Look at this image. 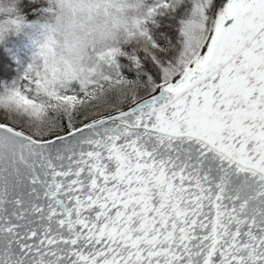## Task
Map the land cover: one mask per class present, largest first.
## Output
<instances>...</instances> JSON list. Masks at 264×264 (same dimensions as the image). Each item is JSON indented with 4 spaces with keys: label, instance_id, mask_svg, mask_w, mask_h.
Returning a JSON list of instances; mask_svg holds the SVG:
<instances>
[{
    "label": "snow or ice",
    "instance_id": "snow-or-ice-1",
    "mask_svg": "<svg viewBox=\"0 0 264 264\" xmlns=\"http://www.w3.org/2000/svg\"><path fill=\"white\" fill-rule=\"evenodd\" d=\"M134 3L72 74L0 3V264H264V0Z\"/></svg>",
    "mask_w": 264,
    "mask_h": 264
},
{
    "label": "clouds",
    "instance_id": "clouds-1",
    "mask_svg": "<svg viewBox=\"0 0 264 264\" xmlns=\"http://www.w3.org/2000/svg\"><path fill=\"white\" fill-rule=\"evenodd\" d=\"M3 0H0L2 3ZM53 14L44 22L41 43L60 69L78 73L125 37L134 15V0H52Z\"/></svg>",
    "mask_w": 264,
    "mask_h": 264
},
{
    "label": "trees",
    "instance_id": "trees-1",
    "mask_svg": "<svg viewBox=\"0 0 264 264\" xmlns=\"http://www.w3.org/2000/svg\"><path fill=\"white\" fill-rule=\"evenodd\" d=\"M127 14L129 15V16H132V15H134V12H133V10L132 9H128V11H127ZM33 51H35V48H34V46H33V48L31 49V51L29 52V59L31 58V55H32V52Z\"/></svg>",
    "mask_w": 264,
    "mask_h": 264
}]
</instances>
